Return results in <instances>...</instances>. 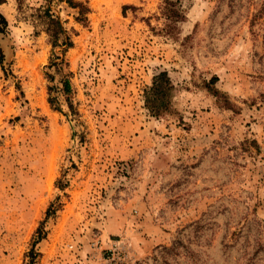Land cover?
Here are the masks:
<instances>
[{"label":"rangeland","instance_id":"374dc122","mask_svg":"<svg viewBox=\"0 0 264 264\" xmlns=\"http://www.w3.org/2000/svg\"><path fill=\"white\" fill-rule=\"evenodd\" d=\"M78 1L84 21L66 0L0 2V264H264V0H181L173 35L162 0ZM46 8L73 42V111ZM163 70L174 113L156 118Z\"/></svg>","mask_w":264,"mask_h":264},{"label":"trees","instance_id":"16d2710c","mask_svg":"<svg viewBox=\"0 0 264 264\" xmlns=\"http://www.w3.org/2000/svg\"><path fill=\"white\" fill-rule=\"evenodd\" d=\"M66 1L71 7L78 9V16L76 17V19L78 21H84L86 19V14L89 11L88 6H86L82 1L78 0ZM180 1L181 0H162V13L166 19L165 30L170 34L174 32V29L178 28L177 25L180 22L185 20V15L178 6V3H180ZM0 2L3 3L4 0H0ZM38 17L47 23L48 42L54 49V56L50 58V67L53 68L55 72L61 76L63 83L62 93L66 96L65 99L68 103V106L70 107V110L73 111V103L70 99L71 81L69 76L71 72L66 71L68 63L66 62L64 57L65 52L68 50V48L72 47L73 42L63 25L62 19L58 15L52 13L50 8L44 9ZM2 19L5 25H7V20L4 17ZM57 47L63 48L62 55L56 53L55 49ZM217 82L218 77L213 76L209 81L205 82V88L209 93L217 98L218 104L221 107L225 109H235L236 106L230 101L228 96L217 87ZM50 91H52L51 87ZM176 91V85L173 82L168 71L163 70L155 74L152 78L151 85H149L144 90L145 107L148 110L149 114L156 118H161L162 116L173 114V99L175 97ZM49 102L52 106H54L55 109L62 112V108L58 105L57 97L52 96V93L50 95ZM250 143L252 146L260 150L259 144L256 140H253ZM56 210V203L52 202L48 207L46 218H48L51 214H54ZM43 224L44 223H42L36 231V238L33 241L34 246L45 236ZM33 251L34 247L31 252L33 253Z\"/></svg>","mask_w":264,"mask_h":264}]
</instances>
